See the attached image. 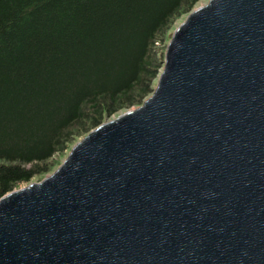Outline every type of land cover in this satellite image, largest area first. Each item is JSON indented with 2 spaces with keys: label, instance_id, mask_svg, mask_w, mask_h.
Wrapping results in <instances>:
<instances>
[{
  "label": "water",
  "instance_id": "95a60500",
  "mask_svg": "<svg viewBox=\"0 0 264 264\" xmlns=\"http://www.w3.org/2000/svg\"><path fill=\"white\" fill-rule=\"evenodd\" d=\"M0 264H264V0H209L143 104L0 199Z\"/></svg>",
  "mask_w": 264,
  "mask_h": 264
},
{
  "label": "trees",
  "instance_id": "16d2710c",
  "mask_svg": "<svg viewBox=\"0 0 264 264\" xmlns=\"http://www.w3.org/2000/svg\"><path fill=\"white\" fill-rule=\"evenodd\" d=\"M199 1L0 0V199L141 106L170 26Z\"/></svg>",
  "mask_w": 264,
  "mask_h": 264
},
{
  "label": "rangeland",
  "instance_id": "374dc122",
  "mask_svg": "<svg viewBox=\"0 0 264 264\" xmlns=\"http://www.w3.org/2000/svg\"><path fill=\"white\" fill-rule=\"evenodd\" d=\"M208 1H209V0H200L199 3L196 5L195 9L201 7L202 5H204V4H205L206 2H208ZM187 16H188V15L181 16L180 18L176 19V20L172 23V25L170 26V29H169V31H168L167 34H166L167 41H166V43H165V47H164V49H162V50L164 51V55H165V52H166V49H167V43H168V41H169V38H170L172 32H173V31H174V30L180 25V23H181L182 21H184V20L187 18ZM162 48H163V46H162ZM161 71H162V70H161ZM156 84H157V80H156L155 86H156ZM149 97H150V96H149ZM149 97H148V98H149ZM126 112H127V111H126ZM123 113H125V112L119 113V114H117V115H115V116H113V117L119 116V115H121V114H123ZM113 117H112V118H113ZM112 118H111V119H112ZM109 120H110V119H109ZM78 140H79V139H78ZM78 140H77V141H78ZM77 141H76V142H77ZM76 142H75V143H76ZM75 143H74V144H75ZM74 144H72L71 147H72ZM71 147H70V148H71ZM69 150H70V149H69ZM69 150H68L66 153H64L63 155H58V156L54 157V159H53L52 161H53V163L55 164V166L53 167L52 171H51L49 174L44 175V176H42V177H36V178L32 179L29 183H32V182H36V181L42 180V179H44L45 177L49 176V175H50L55 169H57V168L60 166V164L66 159ZM29 183H26V184H29ZM26 184H22V185H20L19 187L24 186V185H26ZM19 187H18V188H19Z\"/></svg>",
  "mask_w": 264,
  "mask_h": 264
}]
</instances>
